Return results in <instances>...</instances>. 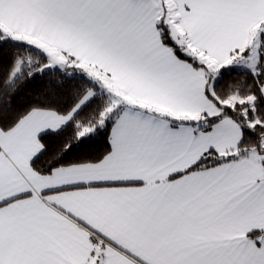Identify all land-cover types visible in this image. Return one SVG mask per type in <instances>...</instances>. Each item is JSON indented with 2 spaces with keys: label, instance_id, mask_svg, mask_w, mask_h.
Instances as JSON below:
<instances>
[{
  "label": "snow or ice",
  "instance_id": "obj_1",
  "mask_svg": "<svg viewBox=\"0 0 264 264\" xmlns=\"http://www.w3.org/2000/svg\"><path fill=\"white\" fill-rule=\"evenodd\" d=\"M0 264H264V0H0Z\"/></svg>",
  "mask_w": 264,
  "mask_h": 264
}]
</instances>
